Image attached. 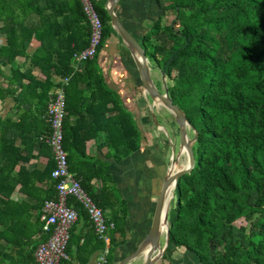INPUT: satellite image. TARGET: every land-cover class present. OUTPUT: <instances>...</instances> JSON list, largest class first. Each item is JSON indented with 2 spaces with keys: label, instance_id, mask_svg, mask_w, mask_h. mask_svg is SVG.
Instances as JSON below:
<instances>
[{
  "label": "trees",
  "instance_id": "16d2710c",
  "mask_svg": "<svg viewBox=\"0 0 264 264\" xmlns=\"http://www.w3.org/2000/svg\"><path fill=\"white\" fill-rule=\"evenodd\" d=\"M152 2L159 15L137 42L169 79L168 96L186 115L195 137V167L174 188L176 202L172 199L167 214L169 243L162 261L184 251L199 264H264V0ZM92 4L102 23L101 44L82 72L74 73L72 58L87 46L90 33L78 0H0V36L8 48L0 50V65L24 57L32 40L41 44L29 58L31 69L23 74L12 71L5 88H0V102L10 99L16 112L15 121L0 118V264H33L24 259L25 249H30L29 220L23 215L24 205L10 199L15 188L38 201V234L41 205L55 197L53 164L42 173L21 168L33 143L49 134L45 114L55 88L49 81L51 73L69 79L63 121L69 172L113 225L107 264H114L117 249L128 242L122 233L127 202L104 169L98 172L101 167L87 157L86 144L104 134L111 152L108 159L119 162L139 152L145 138L134 114L101 76L98 55L116 32L107 12ZM168 15L173 20L163 25L162 17ZM73 20L77 26L65 29L64 24ZM157 49L165 54L158 58ZM34 69L45 81L30 76ZM72 117L77 118L74 124ZM93 181L101 183L99 190ZM35 184L46 187L39 197ZM66 206L75 210L76 219L87 222L73 199ZM249 216L253 220L248 228L236 225ZM92 238L95 250H102L103 243ZM68 240L67 253L77 244L71 233ZM33 254L28 252L29 258Z\"/></svg>",
  "mask_w": 264,
  "mask_h": 264
},
{
  "label": "crops",
  "instance_id": "0c3cea01",
  "mask_svg": "<svg viewBox=\"0 0 264 264\" xmlns=\"http://www.w3.org/2000/svg\"><path fill=\"white\" fill-rule=\"evenodd\" d=\"M91 2H93L98 8L107 12L106 7L109 5L108 0H92ZM113 13L123 27L131 34V36L136 41H139L141 36L157 19L159 10L152 0H119L114 7ZM77 24L78 22L76 20L69 21L64 24V28L71 30L74 29ZM1 27L2 24L0 23V28ZM106 42L110 43L107 48H105ZM106 42L102 45L100 50V52L102 51V55L101 58L98 57L97 61L101 76L103 77L107 87L118 94L123 106L134 114L137 128L142 137L145 138L142 140V146L139 152L132 155L130 158L123 159L119 162L113 159H108L111 152L105 145L104 134H99L97 140L90 141L86 144L87 157L92 158L93 162H96L97 165L101 167V170L98 172L104 169L102 172H106L108 177L105 178L112 183V186L127 202L128 209L125 220L126 225L122 229V233L127 236L128 242L124 246L118 248L115 253V259L113 262L114 264H118L125 258L132 255L149 233L155 205L160 194L167 169L164 163H162L157 156L159 155L158 152H160L159 148L162 147L164 142H161V144H159L157 148L154 147V149H152L151 146V137H153L151 132L156 131L152 118L149 122L151 124H149L144 115H136L137 107H140V105H137V99H140L141 101L143 98L148 103V109L151 113L154 111L155 104L154 101L150 102L149 97L144 94L133 56L117 33H113ZM40 47V43L36 40H32L24 57L22 56L16 58L12 64H7L5 61L2 62L0 65L1 89L5 88V82L9 79V77H11L12 71L19 70L20 73L23 74L31 69L29 58ZM126 49L128 50V55L125 53ZM0 50L2 52L8 51L3 36H0ZM71 68L74 73H81L84 69V65L76 69L72 61ZM30 76L37 81H45L46 79V77L37 69L32 70ZM62 80L63 79L61 78L55 77L52 73L50 74L49 81L55 86L50 95L56 89L63 88L65 97V88L68 84L66 87H63L61 83ZM23 83L24 85H27L26 80ZM22 109L26 111L27 107H23ZM0 118L10 119L11 121L16 120V112L13 109V103L10 99H5L0 102ZM45 121L47 123L46 114ZM71 121L74 124V122L77 121V118L72 117ZM142 123L146 126L142 127ZM29 126L30 129H32V125L30 124ZM37 131L38 129H33L32 133H37ZM47 137L46 134L42 135L33 143V146L29 148V153L26 156L27 162L21 165V168L26 173H42L45 169H48L51 164H53L50 151L44 145V140ZM77 181L79 182V180ZM92 184L97 190L101 187V183L99 181H93ZM34 187H36L35 189L39 191L37 197L46 191V187L43 184H35ZM10 199L15 203L24 205L23 215L25 214V217L29 220V232L27 233V238L29 239L28 244L30 245V249L26 248L24 251V259L33 260L34 264V254L30 255L29 258L28 252L31 253L35 251L34 248L37 247L36 244L38 245L43 238L41 232L39 234L36 232L38 226L35 225L37 224L35 220L38 215L39 203L36 200L27 199L19 192L18 187L15 188ZM54 199L55 197L52 200ZM111 231L107 233L108 243L104 244L102 242V248H106V251L110 245L109 237ZM70 233L71 240L73 239L72 241L77 244L76 247H70L67 253L68 259L61 264H96V259L103 249L99 251L95 250V243L92 242V236L94 234L89 227L88 221L86 222L85 220L77 217L75 223L69 230V234ZM116 240H119L118 235H116ZM159 244L161 249L166 247L165 232L162 233ZM13 256L15 259L17 258L16 253H13ZM190 257H193V260L196 261L194 264H199L196 257L185 253L184 251H177L172 254L169 257V262L162 261L161 259L156 264H190ZM130 264H144V257H140Z\"/></svg>",
  "mask_w": 264,
  "mask_h": 264
},
{
  "label": "built area",
  "instance_id": "2783aa9c",
  "mask_svg": "<svg viewBox=\"0 0 264 264\" xmlns=\"http://www.w3.org/2000/svg\"><path fill=\"white\" fill-rule=\"evenodd\" d=\"M82 11L90 26L87 46L73 56L76 69L92 60L101 44L102 23L94 9L91 0H79ZM69 79L62 80L66 87ZM66 117L65 97L63 88L56 89L51 95L46 109L49 136L44 144L50 151L53 169L50 179L55 183V199L44 201L39 212L41 233L44 240L40 241L34 251V264H61L68 259L67 246L69 230L76 221V212L66 206L71 198L85 213L89 227L98 241L108 243L107 233L113 230L105 215L89 196L84 192L80 183L69 172L67 154L63 149V121ZM106 248L97 257L96 264H107Z\"/></svg>",
  "mask_w": 264,
  "mask_h": 264
},
{
  "label": "water",
  "instance_id": "95a60500",
  "mask_svg": "<svg viewBox=\"0 0 264 264\" xmlns=\"http://www.w3.org/2000/svg\"><path fill=\"white\" fill-rule=\"evenodd\" d=\"M118 1L119 0H108L109 5L106 7V10L108 16L110 17V24L133 56L144 94H146L152 101L158 100L161 102L163 106L172 113L174 123L178 130V140L180 147L184 149L188 157V165L185 169L176 171L174 174H171L173 169H170L168 176L164 177L161 191L155 205L149 233L132 255L118 263L130 264L136 259L144 257V264H156L165 255L166 248L168 247L169 243L167 214L171 206L170 203L174 196L172 193V196L169 197L171 189H173L174 192V188L178 179L185 174H189L195 167V160L192 151L195 137L192 139L188 138L187 130L191 129L192 127L190 126L183 111L173 104L172 100L168 96L167 90L165 89L164 94H161L154 86L150 74L149 62L145 54V49L131 36V34L123 27V25L113 13L114 7ZM163 74L164 72L162 71V75ZM179 151H181L180 148ZM163 232H165L166 247L161 249L159 241Z\"/></svg>",
  "mask_w": 264,
  "mask_h": 264
},
{
  "label": "rangeland",
  "instance_id": "374dc122",
  "mask_svg": "<svg viewBox=\"0 0 264 264\" xmlns=\"http://www.w3.org/2000/svg\"><path fill=\"white\" fill-rule=\"evenodd\" d=\"M173 20V16L168 15L167 17H162V24H170ZM179 29V27H176ZM161 40L164 39V37L161 35ZM110 43H105V48L108 47ZM165 54V51H160L159 49L156 50V55L157 57H161ZM102 51L99 53L98 57L101 58ZM98 61V59H97ZM149 62V67L151 68V78L153 81L154 86L159 90L161 94H164V91L166 89V86L170 84L169 79L167 80L164 76L162 75V71L156 67L155 64H153L152 59L148 60ZM140 98V97H139ZM150 99V98H149ZM152 100L150 99V102ZM137 105H140V107H137L136 110V115H144L147 122H150V119L152 118L153 120V125L156 128V131L151 132V146L152 149L157 148L161 142H164L162 147H160V152L159 155H157L162 163H164L167 171H166V176L169 174V170L173 169L171 174H174L176 171L183 170L187 167L188 165V157L186 155V152L184 151L183 148L180 147L179 140H178V130L177 127L174 125V118L172 113L166 109L161 102L158 100L154 101V111L151 113V111L148 109V103L142 98L141 101L140 99H137ZM151 124V123H149ZM146 125L142 123V127H145ZM188 138L192 139L193 138V133L191 132L190 129L187 130ZM149 140V136H148ZM179 148L181 151H179ZM184 152H183V151ZM165 155V156H164ZM176 164L177 167L173 168V165ZM173 189H171L170 196H172ZM173 204H175V198H173ZM172 202V201H171ZM171 204V203H170ZM253 220L252 216H249L247 218L240 219L236 222L237 226H245L246 228L249 227L250 222ZM193 257H190L189 261L190 264H194L196 261L193 260Z\"/></svg>",
  "mask_w": 264,
  "mask_h": 264
},
{
  "label": "bare ground",
  "instance_id": "6f19581e",
  "mask_svg": "<svg viewBox=\"0 0 264 264\" xmlns=\"http://www.w3.org/2000/svg\"><path fill=\"white\" fill-rule=\"evenodd\" d=\"M183 152H184V151H183ZM186 155H187V154H186ZM187 162H188V161H187ZM176 167H177V165H176V164H174V165H173V168H176ZM177 168H178V167H177Z\"/></svg>",
  "mask_w": 264,
  "mask_h": 264
}]
</instances>
